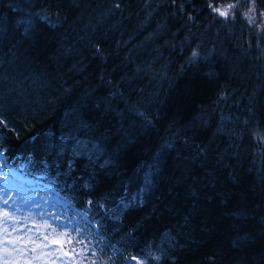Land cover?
Returning a JSON list of instances; mask_svg holds the SVG:
<instances>
[{
    "label": "trees",
    "instance_id": "1",
    "mask_svg": "<svg viewBox=\"0 0 264 264\" xmlns=\"http://www.w3.org/2000/svg\"><path fill=\"white\" fill-rule=\"evenodd\" d=\"M0 120L67 252L264 264V0H0Z\"/></svg>",
    "mask_w": 264,
    "mask_h": 264
},
{
    "label": "rangeland",
    "instance_id": "2",
    "mask_svg": "<svg viewBox=\"0 0 264 264\" xmlns=\"http://www.w3.org/2000/svg\"><path fill=\"white\" fill-rule=\"evenodd\" d=\"M5 167L9 170V172L6 171ZM0 171L2 172H0V204L6 208L11 205V211L7 209L3 211L9 213L8 220L5 222V224H0V257H2L4 255V245L2 243L4 239L3 229L7 227L9 231L11 229V225L15 227V218H22L24 216V218L27 219L25 225H27L31 230H27L28 234L38 233L42 235L52 233V228H50V225H52L51 219L55 218V214L52 212L51 202L54 201V197L57 196V194L51 191L41 192L39 190L41 187H49V183L47 181L39 178L30 180L29 177H24L17 173L12 167L8 166V164H6L4 161L2 162L1 160ZM11 173L15 176H12ZM5 199L8 200L7 205L3 204ZM58 199L61 201L59 197ZM59 210L60 208H57L55 212H59ZM85 217L87 218V216ZM82 219L83 218L81 217H76L74 222L79 223ZM65 222L68 223L67 218L65 219ZM25 225H17L15 228L19 231V229H22V227ZM43 226L46 228H43ZM17 235L23 236V234ZM46 243H49L50 249H56L62 246L61 243L56 242L54 237H50L49 241H46ZM33 246H30V248ZM50 249L45 248L44 250L48 252ZM37 251H39V248H37ZM64 253H67V255L65 256ZM75 253H78V255ZM75 253L67 252L63 246V252H57L52 257L44 259V264H51L52 260H56V264H61V260L73 261V259L75 264H89V262H86L88 258H83V256L80 255V253L84 255L83 251L80 250ZM12 255H15V253ZM57 257H60L61 259H57ZM0 264H2V261H0ZM20 264H25V261L21 259Z\"/></svg>",
    "mask_w": 264,
    "mask_h": 264
},
{
    "label": "snow or ice",
    "instance_id": "3",
    "mask_svg": "<svg viewBox=\"0 0 264 264\" xmlns=\"http://www.w3.org/2000/svg\"><path fill=\"white\" fill-rule=\"evenodd\" d=\"M229 7H234V5H230ZM213 11H218L221 16L226 15V11H220L219 9H213ZM251 11V9H250ZM250 22H253L250 18ZM197 53L194 51L192 53V58L195 59L197 57ZM0 123H3L2 120H0ZM4 205L8 204V200L5 199L3 201ZM3 220H0V224L5 223L9 218L8 212L2 213ZM28 231H31L30 229ZM12 232H18V229L15 227L12 228ZM3 236L4 239L2 241L4 247H3V253L4 255L0 257V261H2V264H20L21 259L25 261V264H32L33 260H38L41 258L48 259L55 255L57 252H63V246L64 245H71L72 241L75 239L71 235H69L66 232H55L53 230L52 233L49 234H42V237H33L31 235H28V232H25L23 236L17 235L15 237H12L11 232L8 231V228L5 227L3 229ZM11 237V238H10ZM50 237H54L56 242H59L62 244L60 248L56 249H50L49 243H46V241H49ZM66 238V239H65ZM39 240V243L37 241ZM77 243H80V241H77ZM32 244L34 245L31 248H28L27 245ZM23 245V246H21ZM37 248H40L41 251L37 255ZM49 248L50 250L48 252H44L43 249ZM73 253H75V249H70ZM15 253V255H12ZM28 253H31V257L28 256ZM66 256L67 253H64ZM57 259H61L60 257H57ZM51 264H56V260H52ZM61 264H75L74 259L73 261H64L61 260ZM137 264H139V261H137Z\"/></svg>",
    "mask_w": 264,
    "mask_h": 264
}]
</instances>
